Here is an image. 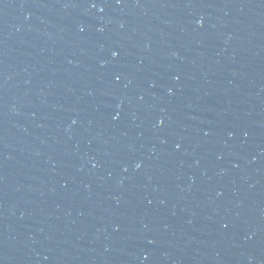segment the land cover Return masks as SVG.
I'll list each match as a JSON object with an SVG mask.
<instances>
[{"label": "water", "instance_id": "1", "mask_svg": "<svg viewBox=\"0 0 264 264\" xmlns=\"http://www.w3.org/2000/svg\"><path fill=\"white\" fill-rule=\"evenodd\" d=\"M264 168V0H0V264H227Z\"/></svg>", "mask_w": 264, "mask_h": 264}]
</instances>
